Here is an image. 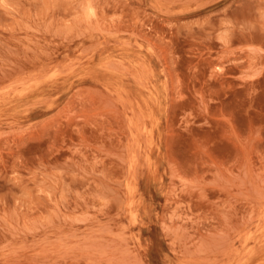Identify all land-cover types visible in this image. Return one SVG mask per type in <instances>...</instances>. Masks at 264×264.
Returning a JSON list of instances; mask_svg holds the SVG:
<instances>
[{"label":"rangeland","instance_id":"obj_1","mask_svg":"<svg viewBox=\"0 0 264 264\" xmlns=\"http://www.w3.org/2000/svg\"><path fill=\"white\" fill-rule=\"evenodd\" d=\"M0 264H264V0H0Z\"/></svg>","mask_w":264,"mask_h":264},{"label":"bare ground","instance_id":"obj_2","mask_svg":"<svg viewBox=\"0 0 264 264\" xmlns=\"http://www.w3.org/2000/svg\"><path fill=\"white\" fill-rule=\"evenodd\" d=\"M129 207V206H128ZM135 216V215H134ZM135 222V221H134Z\"/></svg>","mask_w":264,"mask_h":264}]
</instances>
